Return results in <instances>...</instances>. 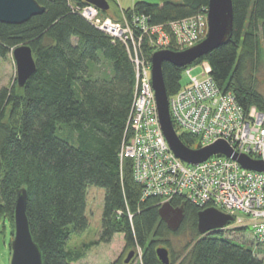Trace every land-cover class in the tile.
Here are the masks:
<instances>
[{"label": "trees", "instance_id": "obj_1", "mask_svg": "<svg viewBox=\"0 0 264 264\" xmlns=\"http://www.w3.org/2000/svg\"><path fill=\"white\" fill-rule=\"evenodd\" d=\"M35 1L42 13L20 24L0 21V57L25 44L35 60V71L23 86L0 87V219L9 222L11 238L16 198L25 190V213L42 263L78 262L83 255L67 242L72 232L87 228V188L96 186L104 189L103 206L98 239L90 244L109 243L122 234L124 248L141 247V264H163L158 247L167 249V264H264L222 231L200 234L197 214L204 208L182 199L170 202L183 208L181 223L172 230L160 219L158 198L142 199L131 159L120 162L118 155L128 132L134 89V67L123 43L80 14L85 0ZM207 5L208 0L136 1L121 10L127 16L141 13L159 25ZM232 8L229 40L189 65L206 61L222 90L233 92L244 107L264 111L258 88L264 74V0H232ZM100 11L121 20L120 11ZM139 52L150 60L145 38ZM183 69L162 63L167 96L182 86ZM178 136L185 146L196 145V136ZM182 233L189 238L178 247L171 236ZM130 262L117 258L108 264Z\"/></svg>", "mask_w": 264, "mask_h": 264}, {"label": "built area", "instance_id": "obj_2", "mask_svg": "<svg viewBox=\"0 0 264 264\" xmlns=\"http://www.w3.org/2000/svg\"><path fill=\"white\" fill-rule=\"evenodd\" d=\"M80 14L111 40L123 43L134 67L133 101L128 117V132L119 150V160L130 158L134 181L141 186V197L158 198L159 205L176 199L187 200L201 208L215 207L233 216L226 228L251 224L256 248L264 246V170L245 168L231 156L210 155L190 164L175 154L167 143L157 117L151 84V63L139 52L145 38L150 51L178 50L202 41L208 31L207 8L196 14L152 25L136 12L122 10L121 20L103 16L93 4L79 7ZM194 66L186 65V84L168 96L170 120L176 133L188 132L197 138L192 149L225 142L238 155L261 161L264 165V111L255 105L244 107L233 92L222 90L210 76V66L201 63L200 76L192 75ZM242 215V217H238ZM134 256L141 264L142 250L135 246Z\"/></svg>", "mask_w": 264, "mask_h": 264}, {"label": "water", "instance_id": "obj_3", "mask_svg": "<svg viewBox=\"0 0 264 264\" xmlns=\"http://www.w3.org/2000/svg\"><path fill=\"white\" fill-rule=\"evenodd\" d=\"M102 11L109 8L107 0H85ZM44 8L35 0H0V21L20 24L31 16L42 13ZM208 31L206 37L197 44L182 50L160 49L154 51L150 58L151 84L155 96L158 122L161 131L176 157L184 162L195 164L204 161L210 155L221 153L236 159L241 166L262 171L264 165L261 161L253 160L246 155L233 153L231 148L223 141H217L205 147L192 149L185 146L170 120L168 110V96L166 93L162 73V63L170 62L178 67H185L197 58L210 52L214 48L225 44L231 35L233 23L232 0H208L207 5ZM15 62V76L18 86H23L26 80L35 71V60L31 48L22 44L11 50ZM25 190H21L16 198L13 214V236L10 242V258L8 264H43L39 247L34 242L28 219L25 213ZM160 219L167 227L175 230L183 218L182 206L173 207L164 202L159 209ZM233 216L226 214L215 207H206L197 214V229L200 234L219 231L233 222ZM157 257L163 264H167L168 251L164 247L156 249ZM134 256L130 250L124 259L128 263Z\"/></svg>", "mask_w": 264, "mask_h": 264}, {"label": "rangeland", "instance_id": "obj_4", "mask_svg": "<svg viewBox=\"0 0 264 264\" xmlns=\"http://www.w3.org/2000/svg\"><path fill=\"white\" fill-rule=\"evenodd\" d=\"M136 1H146L151 3L162 4L166 0H112L109 4V14L119 12L121 9L130 8ZM176 1V0H172ZM202 61L201 63H203ZM201 63L195 65L191 70L192 75L200 76ZM187 76L181 74V84L187 82ZM18 85L15 76V62L11 52L5 57H0V87ZM258 88L264 95V74L259 75ZM69 129V128H67ZM67 131H65L66 133ZM104 189L96 186H89L86 193V210L85 214L88 217L87 228L80 232H72L70 239L67 242V247L72 250L79 248L83 257L76 263L72 264H108L109 262L119 259L124 261L128 252L131 249L124 248L122 234H115L109 243L90 244L98 239L100 232V220L102 214ZM242 217V215H238ZM234 226L222 228L223 234L233 242L246 247L252 253L262 260L264 263V246L256 248L251 238V224L246 227ZM10 224L8 221L0 219V264H8L10 258ZM189 238V235L182 233L176 236H171L173 243L180 247ZM130 264H140L137 256H133Z\"/></svg>", "mask_w": 264, "mask_h": 264}]
</instances>
